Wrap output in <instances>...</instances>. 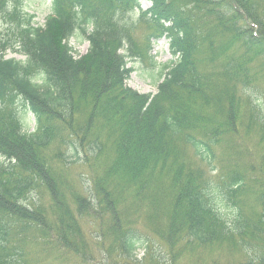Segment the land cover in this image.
Wrapping results in <instances>:
<instances>
[{
    "label": "trees",
    "instance_id": "1",
    "mask_svg": "<svg viewBox=\"0 0 264 264\" xmlns=\"http://www.w3.org/2000/svg\"><path fill=\"white\" fill-rule=\"evenodd\" d=\"M141 1L0 0V264H264V0ZM140 21L176 57L155 94Z\"/></svg>",
    "mask_w": 264,
    "mask_h": 264
},
{
    "label": "rangeland",
    "instance_id": "2",
    "mask_svg": "<svg viewBox=\"0 0 264 264\" xmlns=\"http://www.w3.org/2000/svg\"><path fill=\"white\" fill-rule=\"evenodd\" d=\"M51 0H20L21 11L33 16V23L35 25H43L47 16H49ZM149 3L145 0L141 1V10L146 9ZM141 12L135 10L130 12L129 16L134 21H139ZM150 23L139 22L135 30L132 31L133 38L137 44L139 54L136 52L131 53L128 50V45L125 46L123 52L127 55L128 66L133 68L128 80L127 85L140 93H156V86L160 80V71L162 65L169 63L175 59L172 54L169 42L170 37L166 32L157 36H152L149 41H146L148 36ZM7 25L3 18L0 19V33L6 32ZM70 44L73 47L76 56L86 53L88 49V42L84 36L79 33L76 37L70 39ZM6 58L13 57L16 59H24L23 54L8 50ZM162 72V71H161ZM162 74V73H161ZM25 128L31 131L34 128V117L31 113L26 112L23 118ZM223 212V210H222ZM143 249L138 250V258L142 257ZM90 264H95L90 261Z\"/></svg>",
    "mask_w": 264,
    "mask_h": 264
}]
</instances>
